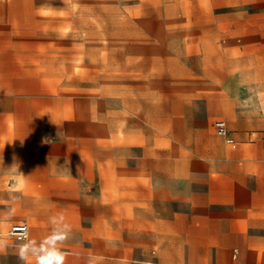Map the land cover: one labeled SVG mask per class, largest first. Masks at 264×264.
Masks as SVG:
<instances>
[{"label": "rangeland", "instance_id": "1", "mask_svg": "<svg viewBox=\"0 0 264 264\" xmlns=\"http://www.w3.org/2000/svg\"><path fill=\"white\" fill-rule=\"evenodd\" d=\"M192 13L168 0H0V264H23L20 247L62 227L50 219L58 214L71 226L59 246L67 264H83L88 249L106 264L119 248L137 258L133 246L93 243L145 233L136 219L161 203L163 187L200 190L195 177L209 170L200 160L216 140L228 147L205 111L206 99L226 94V77L169 47L158 21ZM16 128L40 146L43 169L52 160L53 179L27 182L8 166ZM32 152L27 159L40 161ZM167 201L178 206L176 196ZM28 203L42 226L27 221ZM22 222L29 236L19 243L6 233Z\"/></svg>", "mask_w": 264, "mask_h": 264}, {"label": "crops", "instance_id": "2", "mask_svg": "<svg viewBox=\"0 0 264 264\" xmlns=\"http://www.w3.org/2000/svg\"><path fill=\"white\" fill-rule=\"evenodd\" d=\"M168 1L170 6L197 9L158 21L169 47L195 56L199 69L224 73L226 94L206 99L205 111L209 121L226 122L234 143L222 138L227 147L216 140L210 158L200 160L209 170L208 175L195 177L202 185L199 191L186 194L181 187L177 191L163 187L156 192L161 203L147 206L145 218L136 219L144 222L145 233L131 236L123 245L101 239L93 245L136 248L137 258L130 260L117 249L113 264H264V0ZM204 6L211 8L210 13ZM234 50L238 55L231 54ZM23 135L15 129L8 166L23 168L27 182L53 179L52 160L46 159L43 169L40 146L27 145ZM29 150L40 161H29ZM175 196L178 206L170 207L167 200ZM23 209L31 225L44 224L30 204ZM84 254L83 264L107 263L105 253L88 249Z\"/></svg>", "mask_w": 264, "mask_h": 264}, {"label": "clouds", "instance_id": "3", "mask_svg": "<svg viewBox=\"0 0 264 264\" xmlns=\"http://www.w3.org/2000/svg\"><path fill=\"white\" fill-rule=\"evenodd\" d=\"M52 223L57 220L62 227L55 228L38 245L35 241H29L22 245L19 251V260L27 264L29 257H34L36 264H64L65 253L60 250V245L69 238L71 226L64 222L63 214H58L50 218Z\"/></svg>", "mask_w": 264, "mask_h": 264}, {"label": "built area", "instance_id": "4", "mask_svg": "<svg viewBox=\"0 0 264 264\" xmlns=\"http://www.w3.org/2000/svg\"><path fill=\"white\" fill-rule=\"evenodd\" d=\"M216 133L219 137L223 138L226 143L233 144L234 140L228 134L227 124L223 119H217L214 121ZM9 237H12L16 242L22 243L28 239L29 228L25 222L15 223L7 230L6 233ZM1 236V232H0Z\"/></svg>", "mask_w": 264, "mask_h": 264}]
</instances>
